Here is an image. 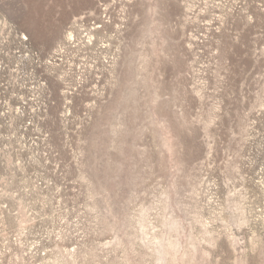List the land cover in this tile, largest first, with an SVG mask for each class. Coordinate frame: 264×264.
<instances>
[{
    "label": "rangeland",
    "instance_id": "374dc122",
    "mask_svg": "<svg viewBox=\"0 0 264 264\" xmlns=\"http://www.w3.org/2000/svg\"><path fill=\"white\" fill-rule=\"evenodd\" d=\"M0 264H264V0H0Z\"/></svg>",
    "mask_w": 264,
    "mask_h": 264
},
{
    "label": "bare ground",
    "instance_id": "6f19581e",
    "mask_svg": "<svg viewBox=\"0 0 264 264\" xmlns=\"http://www.w3.org/2000/svg\"><path fill=\"white\" fill-rule=\"evenodd\" d=\"M94 29H95V27L92 28L91 30H94ZM72 38H73L72 35L69 34L68 37H67V39H66L65 44H66L67 46H73V47H76L77 44H74V43H73V39H72ZM69 48H70V47H69ZM23 54H24V53H23ZM23 57H24V56H23Z\"/></svg>",
    "mask_w": 264,
    "mask_h": 264
}]
</instances>
